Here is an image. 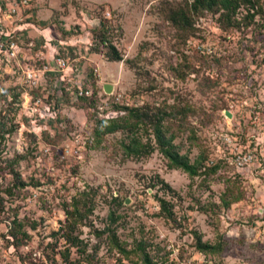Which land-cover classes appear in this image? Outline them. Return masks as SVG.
<instances>
[{
    "label": "rangeland",
    "instance_id": "rangeland-1",
    "mask_svg": "<svg viewBox=\"0 0 264 264\" xmlns=\"http://www.w3.org/2000/svg\"><path fill=\"white\" fill-rule=\"evenodd\" d=\"M188 2L0 0V34L20 52L0 54V264H145L113 234L157 264H264V0L254 23L242 9L233 28L205 13L184 30L165 7ZM104 28L123 61H108ZM117 106L164 114L180 155L207 156L201 174L169 169L151 127L138 136L156 150L140 160L126 157L125 133L98 144L96 121L123 116ZM11 165L27 187L13 189ZM82 194L93 211L73 247L55 233ZM14 221L29 239L15 240ZM198 237L222 251H199Z\"/></svg>",
    "mask_w": 264,
    "mask_h": 264
},
{
    "label": "trees",
    "instance_id": "trees-1",
    "mask_svg": "<svg viewBox=\"0 0 264 264\" xmlns=\"http://www.w3.org/2000/svg\"><path fill=\"white\" fill-rule=\"evenodd\" d=\"M262 0H189L186 6H172L169 3V7H165V14L167 19L176 27L183 28L184 30L194 29L193 16L204 15L205 13L218 15V21L224 28H233L235 24H241L242 21L248 20L249 24L255 22V18L262 12ZM245 9L247 11L244 20L238 19L239 12ZM100 34L101 42L108 47V52L106 53V57L110 62H120L123 61L121 54L112 45L108 38L106 37V33L108 29H103ZM81 102L87 101L86 97L80 98ZM94 105V104H91ZM117 108L120 112H123L124 115L119 118H102L101 120L96 121L95 128V138L98 140V144L100 143L103 137L113 135L116 133H125L128 139V142L125 140L121 143V146L124 150L126 157L133 158L136 160H140L145 157H149L152 155L156 148L148 141V143H143L138 136V131L141 127H144L149 131L150 127L154 132V135L157 138V143L159 144L160 152L165 156L168 160V167L171 170H181L191 178L197 177L201 174V169L204 165V161L207 156H200L197 162L192 163L187 156L180 155L177 151V148L174 145V135L168 137L166 135V130L163 122L165 121L164 114H154L149 113L144 108L138 107H119ZM3 139V137H2ZM20 158L17 157L14 160L15 163L20 161ZM13 162V163H14ZM10 173L13 176V189H23L27 187L25 181L22 180L19 172L16 171L15 168L11 165ZM219 165H216L213 168H207L206 171H210L211 173H216L219 169ZM167 189H170L166 186ZM13 189H9L7 192L12 195ZM90 196L88 194H82L79 197L74 198V201L70 206L65 207L66 214V223L61 227L59 232H56V236H61L68 243H70L73 247L78 246L81 241L78 237H74V232L76 229L82 225L84 220L87 218L89 213L93 211V203L90 202ZM159 204L161 206L162 213H166L165 215L168 218L173 217L172 206L164 199L159 198ZM4 203V199L1 196L0 192V205L2 206ZM226 203V202H225ZM229 205V203H227ZM113 222H116V218L111 216ZM15 227L13 228L11 234L15 238L17 242L21 240L29 239V236L26 232L22 231V224L18 221H14ZM104 232H99L98 234H104ZM113 246L122 254H125L127 257L131 254H136L140 257V259L145 264H157L154 263L150 254L147 253L146 248L143 243H140L136 250L128 251L121 243L118 242L117 237L113 234ZM21 243V242H20ZM197 248L199 251L207 254H217L222 251V246H214L208 243H204L201 241V238L198 237Z\"/></svg>",
    "mask_w": 264,
    "mask_h": 264
},
{
    "label": "built area",
    "instance_id": "built-area-1",
    "mask_svg": "<svg viewBox=\"0 0 264 264\" xmlns=\"http://www.w3.org/2000/svg\"><path fill=\"white\" fill-rule=\"evenodd\" d=\"M17 45L10 40H6L4 39L1 34H0V54H4V56L8 55L11 56L13 58L17 57V55H20V52H18L17 54ZM16 51V52H15ZM58 66L62 69L65 70L67 68V62L64 60H59L58 62ZM252 144V143H251ZM249 145L248 148H251L252 145ZM256 145V149L255 151L258 152L259 148H262L263 146L260 145V143H255ZM254 155H257V153L255 154V152L248 151V153L244 154L243 151L239 152L238 154H236V161L238 164L243 165L246 161H248V158H254ZM261 165L264 163V158L260 161Z\"/></svg>",
    "mask_w": 264,
    "mask_h": 264
},
{
    "label": "water",
    "instance_id": "water-1",
    "mask_svg": "<svg viewBox=\"0 0 264 264\" xmlns=\"http://www.w3.org/2000/svg\"><path fill=\"white\" fill-rule=\"evenodd\" d=\"M104 90L106 93L111 94L113 92V85L112 84H106L104 86ZM229 117H231V114H228Z\"/></svg>",
    "mask_w": 264,
    "mask_h": 264
}]
</instances>
